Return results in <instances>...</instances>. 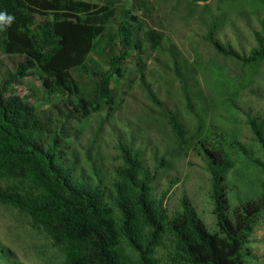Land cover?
Returning a JSON list of instances; mask_svg holds the SVG:
<instances>
[{
    "label": "trees",
    "instance_id": "16d2710c",
    "mask_svg": "<svg viewBox=\"0 0 264 264\" xmlns=\"http://www.w3.org/2000/svg\"><path fill=\"white\" fill-rule=\"evenodd\" d=\"M132 6L150 10L149 0H132ZM0 12L15 17L0 31L5 58L0 60V205L23 212L43 228L61 252L62 264H134L127 249L136 264H159L155 255L166 247L165 241L171 264H243V247L264 212V191L231 209L225 179L233 162L224 146L227 140L223 134L208 133L209 102L175 49L168 53L182 105L157 98L141 61L128 78L130 85L138 81L169 126L171 148L160 155L148 152L134 134L120 132L111 147L117 164L108 165L98 140L86 146L82 142L85 118L104 105L108 121L115 105L112 79L124 78L130 53L139 52L144 42L149 50H159L161 34L151 28L137 32L139 18L131 11L123 12L113 26V6L81 0H0ZM246 28L249 46L219 39L220 22L208 25L204 39L224 59L242 66L264 65V19ZM110 32L117 52L109 56L105 71L89 73L85 63L95 41ZM77 69L95 80L90 94L73 77ZM35 76L47 95L57 97L47 108L13 93ZM242 115L262 153L253 163L264 175V118ZM186 118L192 120L191 130L183 123ZM232 147L248 152L240 143ZM188 151L200 158L209 176L217 232L206 229L185 194L172 215L166 208L171 189L180 181L174 163ZM0 264L21 263L0 246Z\"/></svg>",
    "mask_w": 264,
    "mask_h": 264
},
{
    "label": "rangeland",
    "instance_id": "374dc122",
    "mask_svg": "<svg viewBox=\"0 0 264 264\" xmlns=\"http://www.w3.org/2000/svg\"><path fill=\"white\" fill-rule=\"evenodd\" d=\"M81 1L113 6L116 9V15L110 22L113 26L121 21L123 12L131 11L139 18L135 25L138 27L137 32L151 28L162 36L159 50H149L144 42L139 52L130 53L124 65V78L112 79L115 105L108 121H104L107 112L104 105L85 118L81 136L83 144L86 146L90 141L98 140V144L106 151L104 161L108 165L117 164L111 147L120 132L134 134L136 142L145 144L148 152L157 150L160 155L165 149L171 148L169 126L146 98L138 81L130 85L128 78L134 72L135 62L141 61L147 81L157 98L182 105L179 83L172 74L168 53V49H175L178 60L193 71L194 79L209 102L210 109L206 118L208 133L213 137L223 134L227 140L224 146L233 162L225 179L231 209L259 198L264 191V175L253 160L261 159L262 153L244 123L242 112L264 118V65L242 66L224 59L214 52L204 36L210 23L220 22L223 31L219 33V39L230 42L238 40L249 46L251 38L246 27L249 23L255 24L257 19H264V0H211L207 3L149 0V12L133 10L132 0ZM116 52L117 43L111 32L96 40L85 63L89 73L105 71L109 56ZM0 60H5L1 54ZM72 74L84 93L90 94L95 82L91 75H84L80 69L74 70ZM36 77L22 81L13 93L27 102L36 101L42 108H47L49 101L53 102L57 97L47 95ZM183 123L188 130L192 129V120L186 118ZM235 142L240 143L248 151L247 154L236 151L232 147ZM174 169L180 181L173 186L165 202L169 214L172 215L178 209L179 200L185 194L206 229L211 233L217 232L212 214L209 176L200 158L188 151L174 163ZM263 229L264 212L243 247V264H264L263 257L254 255V248L249 246H257L263 240L254 239L255 233ZM165 244L166 247L159 248L155 255L159 264H171L168 258L170 244L167 241ZM0 246L13 252L21 264L63 262L61 252L43 228L33 225L23 212L3 205H0ZM127 252L136 264V256L128 249Z\"/></svg>",
    "mask_w": 264,
    "mask_h": 264
},
{
    "label": "crops",
    "instance_id": "0c3cea01",
    "mask_svg": "<svg viewBox=\"0 0 264 264\" xmlns=\"http://www.w3.org/2000/svg\"><path fill=\"white\" fill-rule=\"evenodd\" d=\"M254 239H255V241L263 239L258 244L256 243L257 246L252 245V244H249V246L254 248V251L252 252L254 255L263 257V259H264V229L262 230V232L261 231L256 232Z\"/></svg>",
    "mask_w": 264,
    "mask_h": 264
},
{
    "label": "clouds",
    "instance_id": "9594fccd",
    "mask_svg": "<svg viewBox=\"0 0 264 264\" xmlns=\"http://www.w3.org/2000/svg\"><path fill=\"white\" fill-rule=\"evenodd\" d=\"M15 17L7 12H0V31L5 30V26H11Z\"/></svg>",
    "mask_w": 264,
    "mask_h": 264
}]
</instances>
